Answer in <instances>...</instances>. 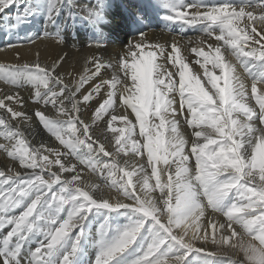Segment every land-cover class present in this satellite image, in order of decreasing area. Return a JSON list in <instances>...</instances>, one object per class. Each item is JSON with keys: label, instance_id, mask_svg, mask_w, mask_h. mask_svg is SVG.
<instances>
[{"label": "snow or ice", "instance_id": "6c2138e0", "mask_svg": "<svg viewBox=\"0 0 264 264\" xmlns=\"http://www.w3.org/2000/svg\"><path fill=\"white\" fill-rule=\"evenodd\" d=\"M14 5L22 15L4 44L13 50L63 43L74 10L90 11L78 0H0V13ZM168 6L169 20L201 35L148 44L141 34L115 62L85 58L78 76L66 57L42 61L39 49L0 64V153L23 170H0V231L11 226L0 264H264V0ZM39 16L42 30L14 43ZM182 49L202 58L206 80ZM34 118L58 144L32 143ZM93 211L104 221L89 259ZM113 213L128 223L113 227Z\"/></svg>", "mask_w": 264, "mask_h": 264}, {"label": "bare ground", "instance_id": "6f19581e", "mask_svg": "<svg viewBox=\"0 0 264 264\" xmlns=\"http://www.w3.org/2000/svg\"><path fill=\"white\" fill-rule=\"evenodd\" d=\"M194 0H185V3H192ZM206 3H224L225 0H205ZM231 3H238L239 0H229ZM78 3L83 5L84 9L90 10L87 15L82 14L79 10H74V14L71 20L68 21V26L64 28L62 32L63 43H58L55 40L49 38H43L42 40H37L36 45H30L25 43L23 46L18 47L20 56L24 61H31L35 58V53L39 49L41 53V60H46L51 62L58 56L66 57V62L64 63V70L71 73L73 76H78L84 68L85 58L91 59L95 56L97 59H102L105 62L111 60L116 61L118 55H122L129 44L135 43L140 40L141 34L146 36V43L153 44L156 42L170 43L173 38L181 39L182 37H196L201 35L200 25L194 27H183L180 25V21H171L168 17L172 15V12L168 6L169 0H78ZM21 5L17 8L15 5L6 9L4 13H0V64H16L18 62L16 51L9 49L4 46L8 39V35L5 32L6 25H12L15 23L14 16L19 12L22 15ZM11 17V18H10ZM67 17V13L62 12L61 18ZM44 22V17H34L32 18V24H29L19 32L18 35L13 37L14 43H19L22 37L26 35H35L36 29L42 30V25ZM219 43L223 44L222 41ZM99 45V46H97ZM155 50L151 48H145V51ZM205 51L208 48L205 46ZM159 56V53H157ZM181 55L186 57V62L189 63L192 72L194 74H199L202 80L207 78L203 75V69L200 65L195 64L196 59H201L196 57L190 52H186L185 49L181 50ZM158 62H161L158 60ZM92 70L94 66L89 65ZM171 70V65H169ZM209 70H211V65H209ZM216 74L220 75L219 70H216ZM178 80V77H176ZM98 81H93L92 83H97ZM3 82H0V89H5ZM91 85L86 84L85 89H90ZM205 87L211 88L209 85L205 84ZM8 90H11L10 88ZM25 99L29 96V91L25 90L21 93ZM103 95V92H102ZM102 102V101H101ZM95 104V100L92 101ZM254 103V101H253ZM98 107V105H96ZM29 108L32 107L31 101H29ZM118 111H123L118 109ZM128 119L132 123L136 124L134 113L128 109ZM2 114V110H0ZM32 115V112L29 111ZM47 114V113H46ZM54 114V113H53ZM93 115V111L85 115L87 119L89 116ZM105 120L110 119V117L105 116ZM101 127H105L104 121H99ZM182 131L184 130L183 119L181 118ZM33 126L35 129L36 139L32 141L33 144L38 141H44L50 144H58L53 137L39 123L38 118H34ZM115 127H124L121 121H116L114 123ZM190 131V130H189ZM109 138L112 137L110 131L106 133ZM0 142H4L0 138ZM187 151V149H186ZM107 159V158H106ZM9 168L14 171H23L18 161H12L11 158L4 156L0 153V170H4L6 173ZM56 170V169H53ZM67 177L69 174H62ZM85 176L89 173L85 172ZM93 179H98L93 177ZM59 185L54 186V190H58ZM69 206H65L67 209ZM21 209H16V214H19ZM62 216L66 218V214L62 213ZM104 221V216L102 214H97L95 211L88 217L87 229L88 235L87 240L84 244V255L85 258L94 259L97 254L96 240L98 237V229L101 223ZM113 227H119L126 225L128 223V217L126 215H121L119 213L112 214L111 223ZM7 227L0 231V237L10 230ZM36 247L35 243L32 245L34 249ZM227 259V257H223Z\"/></svg>", "mask_w": 264, "mask_h": 264}, {"label": "rangeland", "instance_id": "374dc122", "mask_svg": "<svg viewBox=\"0 0 264 264\" xmlns=\"http://www.w3.org/2000/svg\"><path fill=\"white\" fill-rule=\"evenodd\" d=\"M55 191H56V190H54V192H55ZM50 194H51V193H50ZM112 225H115V224H114V222H113V224H112Z\"/></svg>", "mask_w": 264, "mask_h": 264}]
</instances>
